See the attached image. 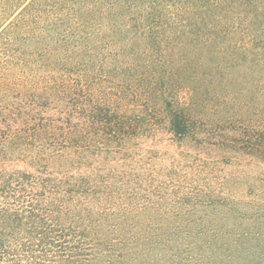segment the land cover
Segmentation results:
<instances>
[{
    "label": "trees",
    "instance_id": "16d2710c",
    "mask_svg": "<svg viewBox=\"0 0 264 264\" xmlns=\"http://www.w3.org/2000/svg\"><path fill=\"white\" fill-rule=\"evenodd\" d=\"M0 264H264V0H0Z\"/></svg>",
    "mask_w": 264,
    "mask_h": 264
}]
</instances>
